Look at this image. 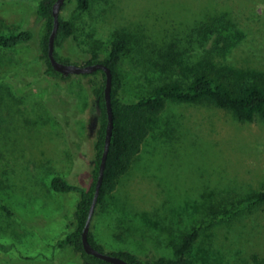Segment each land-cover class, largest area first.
Returning a JSON list of instances; mask_svg holds the SVG:
<instances>
[{"label": "rangeland", "instance_id": "rangeland-1", "mask_svg": "<svg viewBox=\"0 0 264 264\" xmlns=\"http://www.w3.org/2000/svg\"><path fill=\"white\" fill-rule=\"evenodd\" d=\"M38 1L0 0V33H32L28 44L0 49V199L15 214L0 212V244L10 246L9 258L31 264H81L57 243L70 232L77 197L53 194L45 180L58 173L88 183L95 144L88 118L101 76L43 75ZM59 15L73 27L56 48L67 64L104 58L125 36L117 67L123 96L200 71L236 83L264 74V0H90L85 12L65 1ZM148 128L129 171L91 219L104 253L175 261L173 245L202 227L190 264L264 261V204H243L264 183V120L240 123L206 104L168 103Z\"/></svg>", "mask_w": 264, "mask_h": 264}, {"label": "trees", "instance_id": "trees-1", "mask_svg": "<svg viewBox=\"0 0 264 264\" xmlns=\"http://www.w3.org/2000/svg\"><path fill=\"white\" fill-rule=\"evenodd\" d=\"M55 1L39 0L34 8L35 13L46 24V35L42 40V54L40 56V60L45 64L43 75L61 80H67L72 76L86 78L89 75H61L55 72L49 63L47 41L53 26L52 6ZM66 1L70 2L80 12H85L89 8L90 0ZM58 22V30L54 42V57L58 61L66 63L59 59L56 48L62 42L72 38L73 27L69 21L63 20L60 15ZM31 39L32 33L26 30L0 33V49L8 51L28 44ZM127 45L125 36L119 35L109 45L107 55L104 58H100L99 55L93 53L83 65L101 63L109 68L112 76L110 91L113 115L111 141L99 196L92 217L96 214V207L103 202L108 194L116 189L118 180L129 171L132 160L139 153L141 145L148 135V121L159 116L165 110L168 103L186 105L206 104L231 113L240 123L252 122L256 117L264 120V74H257L247 82L236 83L228 78L218 80L204 71H200L194 73L185 82L174 81L158 85L146 95L138 98L123 96V83L117 72V67L126 51ZM96 74L101 76V84L93 91V108L90 110V119L88 118V121L95 125L94 158L88 173V183L84 186L76 185L70 179L58 173L51 174L45 180L48 189L53 194L59 196L75 195L77 197L71 216L70 232L63 238H59L57 243L61 248H69L74 254H77L81 264H108L85 254L81 243V233L87 220L98 178L107 126V114L103 95L105 76L100 71L91 75ZM68 133L70 136L74 134L73 131H68ZM243 204H264V183L259 191L249 194ZM0 212L8 217H15L13 209L1 199ZM201 229L202 227H193L181 236L178 244L173 245L172 253L176 259L175 261L157 259L155 264H190L188 255L199 239ZM88 242L96 250L104 252L102 246L95 242L90 230ZM9 250L10 246L0 244V252H2L6 264H31L19 259L9 258ZM109 255L118 257L129 264H143L137 255L129 252L109 253ZM252 262L253 264H264L263 260H258L255 256L252 258Z\"/></svg>", "mask_w": 264, "mask_h": 264}, {"label": "water", "instance_id": "water-1", "mask_svg": "<svg viewBox=\"0 0 264 264\" xmlns=\"http://www.w3.org/2000/svg\"><path fill=\"white\" fill-rule=\"evenodd\" d=\"M65 1L66 0H56L52 6L53 26H52V30L48 36V41H47V57H48V60H49V63L52 69L55 72L61 75H64V76L91 75L97 71L102 72V74L105 76L103 95H104L105 108H106V114H107V126H106V131H105L103 151H102V156L100 159L98 178H97L96 185H95L94 195H93L91 206L89 208L87 220L85 222L84 228L81 233L82 248L85 254L91 255L95 257L96 259H99L108 264H129L118 257H115L107 253L96 250L88 242V233H89L90 223H91L93 212H94L97 199L99 196L100 186H101L102 177H103V171L105 168L106 158H107L109 145L111 141L113 115H112V108H111L110 91H111L112 76H111V72L109 68H107L101 63H96V64H91V65L80 67L74 64L62 63L54 57V42H55L57 30H58L59 12ZM173 264H179V263H173Z\"/></svg>", "mask_w": 264, "mask_h": 264}]
</instances>
